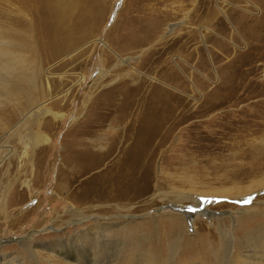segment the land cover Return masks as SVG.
<instances>
[{"label":"rangeland","instance_id":"rangeland-1","mask_svg":"<svg viewBox=\"0 0 264 264\" xmlns=\"http://www.w3.org/2000/svg\"><path fill=\"white\" fill-rule=\"evenodd\" d=\"M77 1V45L47 59L43 1L0 0V40L26 39L36 61L25 76L0 68V264H261L264 1ZM152 91L175 96L183 122L144 138L158 151L128 156ZM100 103L115 113L92 135ZM125 104L135 117H116ZM99 146L102 165L83 174L78 151Z\"/></svg>","mask_w":264,"mask_h":264},{"label":"bare ground","instance_id":"bare-ground-1","mask_svg":"<svg viewBox=\"0 0 264 264\" xmlns=\"http://www.w3.org/2000/svg\"><path fill=\"white\" fill-rule=\"evenodd\" d=\"M40 2L43 1V9L45 11V20H44V23L46 24L48 30H47V33L46 35H48L49 37V41L46 43V45H44V49L46 52H48L46 58L49 59L50 57H54L58 54H60L61 52H65V51H70L72 49V47H74L75 45H77L78 43V40L76 41L75 40V37H72L71 34H68L66 33V27L69 25L68 22L70 21V19L72 18L71 16L75 13L76 9L78 8V1L77 0H39ZM264 1V0H263ZM97 3V2H96ZM95 7V6H94ZM96 8V7H95ZM104 8V7H102ZM96 13L100 14V11H98V9L96 8L95 9ZM92 13V12H91ZM90 13V14H91ZM103 13V11H102ZM101 13V14H102ZM95 14V13H94ZM96 14V15H97ZM50 15V16H49ZM103 15V14H102ZM99 16V15H98ZM87 17V14L86 16ZM89 17V16H88ZM100 17V16H99ZM91 19L93 17H90ZM95 18V17H94ZM262 19V17H261ZM95 20V19H94ZM93 20V21H94ZM98 20V19H97ZM96 20V21H97ZM100 21V20H99ZM71 22V21H70ZM86 22V21H85ZM95 23V22H94ZM98 23V22H97ZM68 24V25H67ZM92 24V23H91ZM263 25H264V22H263ZM84 27V26H83ZM90 27V26H88ZM42 28V27H41ZM87 28V27H86ZM92 28V27H91ZM144 28V27H143ZM72 29V28H71ZM74 29V28H73ZM72 29V30H73ZM130 29V28H129ZM142 29V28H140ZM138 29V30H140ZM148 29V28H146ZM45 30V31H46ZM92 30V29H91ZM44 31V30H43ZM93 31V30H92ZM44 33V32H42ZM131 33L134 35V34H137V31L133 32L131 31ZM37 34V33H36ZM39 34V33H38ZM124 34V33H123ZM35 35V34H34ZM45 35V34H44ZM84 35V33H83ZM126 35V34H125ZM74 36V34H73ZM78 36H81V35H77ZM128 36V35H126ZM140 36V35H139ZM145 36H147V38H150L151 37V33L150 31H147L145 32ZM8 39L7 40H0V68H2L3 70H5L8 74H13V75H24L25 76V73L24 71L27 69V70H33L35 69L34 67L36 66V61L34 60V58L32 56H29V52L31 51V44L28 45V42L26 39H20L19 38L17 39L16 36H7ZM22 37V36H21ZM32 35L29 37L31 40L32 39ZM37 37V36H36ZM43 37V36H42ZM83 37V36H82ZM138 37V36H137ZM39 38V37H38ZM80 38V37H79ZM129 38V36H128ZM136 38V37H135ZM120 41L122 42H125L124 40V36L120 35V37L118 38ZM80 41H82V39H79ZM97 40V39H96ZM136 41V40H135ZM139 41V40H138ZM4 42L5 44L7 45H4ZM43 43V41H42ZM135 43V42H134ZM137 43V42H136ZM39 46V45H38ZM41 46V45H40ZM29 47V49H28ZM43 49V48H42ZM40 50V47L39 49ZM44 51V50H43ZM53 59V58H52ZM51 60V59H50ZM105 61V60H104ZM38 64V62H37ZM25 65H28V67H26ZM41 65V66H40ZM39 68H37V73L39 72V75H40V72L42 71V63L40 64V60H39ZM38 67V66H37ZM36 71V70H35ZM7 74V75H8ZM247 79V78H246ZM246 80H244L245 82ZM7 82V81H6ZM243 82V83H244ZM241 85V83H240ZM9 88V86H6ZM240 87V86H239ZM241 88V87H240ZM251 88V87H250ZM121 89V88H120ZM247 89V85H245L243 87V90L245 91ZM249 89V88H248ZM247 89V90H248ZM241 90V89H240ZM155 91V90H154ZM154 91L151 92V94L143 97V98H140L139 99V102H138V105L141 103V100L143 99L142 102H144V100L146 99V97H151L149 98L150 101L147 100V102H149L148 106L145 108V106L147 104L143 103L141 104L142 106H140V108H145L144 110L146 111L147 109H149V112H148V115L145 117L144 119V114H143V117L139 120L136 119V122H137V125H141L139 128H140V134L136 136H138L136 139L133 140V137L130 136V138L126 137L125 138V141L123 140V145L122 146V150H123V147H126L125 145L127 144V141H128V151H127V154L128 156H130L131 154V157L134 156H138V154L141 153V155L139 156H142L144 155L145 153L151 151H158L157 149L156 150H153V148H148L149 145H145L144 147H140L142 144H144V142L146 140H144V138H147L148 141L150 140H154L155 138H157L160 134H161V131L167 126L166 123L169 122V121H172V122H169V126H167L165 128L166 132H165V135H164V139H168L171 134L173 133V130L174 128H177V126L179 125L178 123H182L183 122V119L184 117L182 116V114L184 113L181 112V113H178V109L179 107L181 106V102L180 101H176L177 105H173V106H169L168 105V99L169 98H175V96H173L171 93L169 92H163V93H155ZM159 91V90H158ZM139 92V91H138ZM147 93V92H146ZM125 92H123V96ZM153 94H156V95H153ZM128 96V95H127ZM120 97V96H119ZM140 97V95H139ZM112 98V96H111ZM110 98V99H111ZM130 98V97H129ZM110 99L108 100V102L110 101ZM124 99V98H123ZM128 99V98H127ZM179 99V98H178ZM125 100H126V97H125ZM180 100V99H179ZM146 102V103H147ZM101 105V110L100 112H97L96 110H94L89 119L87 120V123L89 124V127H88V132L90 134H95V132L102 127V125L104 124V122L106 121L107 117L111 115V113H115L114 111H111V108L109 107H106V110L104 112H101L102 111V103H100ZM42 107H37L36 108V116H43L45 113H48L50 112L51 108L50 107H44L43 104L40 105ZM128 107L129 105H122L120 109H118V116L120 117H127L129 114L131 117H135L133 115V112L131 110V108L128 110ZM40 108V109H39ZM139 109V108H138ZM136 110V109H135ZM162 112V116L161 118H159V114ZM117 114V113H116ZM109 118V117H108ZM135 120V118L133 119ZM132 123V122H131ZM248 125V124H247ZM132 127V125H131ZM136 127V126H135ZM138 128V127H137ZM138 128V129H139ZM135 133V132H134ZM135 136V135H134ZM40 137V136H39ZM102 139V137H100ZM43 140H46V135L44 134L43 136H41L38 140L35 141V143H39ZM163 140V139H162ZM93 140H91L92 142ZM147 141V142H148ZM165 141V140H164ZM34 143V142H33ZM146 143V142H145ZM149 144V143H148ZM151 145V144H150ZM116 144H111L109 150L107 152H105L106 155H110L112 153H114L115 150H113V148H115ZM99 148L101 150L97 151L96 150L94 151V149H90L88 147H85L84 149H81L78 151V154L79 156H77L74 160H73V163H74V166H77L81 169V172L83 174H88L89 173V170H91V164L92 166H94L92 168L93 169H97L99 168L101 165H102V148L104 149L103 146H99ZM156 148V147H155ZM154 152V153H155ZM121 153V148H120V152ZM153 153V154H154ZM251 174V172H249ZM248 173V174H249ZM98 175V174H96ZM101 177H102V173L100 174ZM243 175V174H242ZM247 175V174H246ZM254 175V174H253ZM95 176V175H94ZM239 176V175H238ZM101 177H92L93 179L90 181V176H89V180H85L84 184H91V183H95L98 184L99 181L101 180V183L100 185H102V178ZM235 177V176H234ZM237 177V176H236ZM250 177V176H248ZM99 178V180H98ZM101 178V179H100ZM125 179V178H124ZM244 179V178H243ZM259 180V179H258ZM90 181V182H89ZM255 183H259L261 184L262 182H264V178L263 179H260L259 181L255 180L254 181ZM95 184V185H96ZM234 184V183H233ZM88 185V184H87ZM89 186V185H88ZM258 187V185L256 186H249L248 187V190H246V192H252V191H255V188ZM93 188L94 190L97 189L96 186L94 187H91ZM88 189L86 190V192L84 194L85 197L88 199L91 192H93L92 190ZM239 190L241 188H238ZM236 190L235 187H227V188H224V189H216L215 191H211L210 192V195H219V196H228L229 198V195L231 193H234V191ZM97 192V191H95ZM253 193V192H252ZM251 193V194H252ZM125 194V193H124ZM123 194V195H124ZM206 194V193H205ZM250 195V194H249ZM202 196V195H200ZM235 197V196H234ZM200 199V198H199ZM203 199V198H202ZM199 201V200H198ZM213 202V201H212ZM211 202V203H212ZM219 203V202H218ZM199 204H200V201H199ZM164 209H177L176 206L174 205H169V206H164ZM160 210V208H159ZM182 210V209H181ZM161 211V210H160ZM163 211V210H162ZM177 211V210H176ZM214 215V214H213ZM194 217V216H193ZM221 218V217H220ZM219 219V218H218ZM223 219V218H222ZM93 223V222H92ZM96 228V227H95ZM90 231V230H89ZM94 232V231H93ZM96 234V233H95ZM94 236V235H93ZM28 240V239H27ZM26 240V241H27ZM31 241L28 240L27 244L29 245ZM25 243V242H24ZM225 244V243H224ZM235 244V243H234ZM248 244V243H247ZM27 245V246H28ZM264 246V244H262ZM227 246V245H226ZM29 248H31L32 246H28ZM176 247V246H175ZM229 247V246H228ZM231 247V246H230ZM232 247H233V244H232ZM236 247V246H235ZM231 250V249H230ZM255 250V249H254ZM253 255H256V253L254 252ZM252 255V256H253ZM230 256V255H229ZM262 262L261 264H264V251H262ZM127 257V256H126ZM125 258V257H124ZM130 255L128 254V257L124 259V263H127L129 264L130 263ZM230 258V257H229ZM254 259V258H253ZM230 261V260H229ZM77 263V262H76ZM138 262H136L137 264ZM72 264V263H71ZM132 264V263H131ZM239 264V263H237ZM242 264V263H240Z\"/></svg>","mask_w":264,"mask_h":264}]
</instances>
